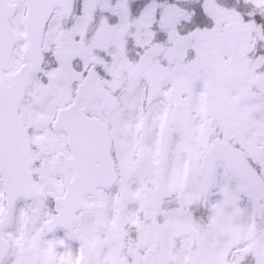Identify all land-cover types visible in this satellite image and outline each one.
Listing matches in <instances>:
<instances>
[{"label": "snow or ice", "instance_id": "1", "mask_svg": "<svg viewBox=\"0 0 264 264\" xmlns=\"http://www.w3.org/2000/svg\"><path fill=\"white\" fill-rule=\"evenodd\" d=\"M0 264H264V0H0Z\"/></svg>", "mask_w": 264, "mask_h": 264}]
</instances>
